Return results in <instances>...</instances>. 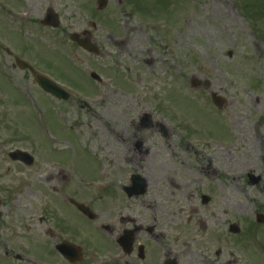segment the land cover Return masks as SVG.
Returning a JSON list of instances; mask_svg holds the SVG:
<instances>
[{
	"label": "rangeland",
	"instance_id": "374dc122",
	"mask_svg": "<svg viewBox=\"0 0 264 264\" xmlns=\"http://www.w3.org/2000/svg\"><path fill=\"white\" fill-rule=\"evenodd\" d=\"M125 1L108 0L106 8L96 13L92 6L96 4L95 0H0V80L1 72L5 70L3 63L6 64L2 47L7 45L23 57L38 54L39 60L43 61L41 64L49 61V71L57 76H68L70 82L79 85L81 92L84 90L85 95H91L88 99L74 91L77 99H103L98 106L93 102H87V105L78 100L77 104L68 102L67 106L57 107V112L44 100L40 90L33 88L28 81L23 82L22 74L10 72L11 80L16 83L15 87L9 84L10 88L30 103H43V108L48 110L45 118L49 128L69 145H63L70 147V158L65 162L75 170H89L96 161L77 147L74 135L77 143L104 163L103 169H106L115 162L109 152L114 141L109 130H117L120 135L124 133L120 130L124 128L116 127L115 122L120 118L122 126L124 117L121 114L115 117L111 110L117 106L113 104L119 102L118 99L137 103L141 100V105L146 103L138 114L146 112L153 124L161 123L166 131L163 147L159 146L157 139L151 138V150L157 152L153 162H163L167 169L185 170L196 157L193 160L189 157L194 151L188 148L194 146L199 153L214 155L213 166L224 171L193 184L187 189L186 198H167L164 194L163 205L160 204L163 223L165 218L171 222L163 228V256L176 264H255L244 244L241 246L232 239L228 240L225 234L228 224L239 227L243 220V230L244 221H252L256 212L264 213V0H131L134 8ZM47 9L58 15L60 25L56 30L39 24ZM94 14L98 16L97 20ZM102 17L106 21L101 20ZM105 17L112 19L110 24L116 28L107 25L109 21ZM90 24H94V28ZM86 30L93 41L100 44L101 53L91 57L81 50L79 53L73 50L80 72L72 53L68 52L73 47L67 38L69 34ZM118 39L128 45L117 46ZM142 58L143 62L138 64ZM90 72L100 76L101 86H87ZM192 80L200 87L191 88ZM130 82L138 85L135 93L129 92L127 83ZM4 86L0 81V116L16 115L18 119L20 115L25 122L31 121L29 112L35 114L39 111L35 104L34 108L22 103H12L13 107L2 106L4 96H14L11 92L5 94L9 88ZM115 89L125 92L127 97L115 95L113 99ZM211 93L224 100L221 109L217 110L219 114L206 101ZM162 100L163 112L160 109ZM194 100L197 102L192 106ZM119 109L125 111L123 107ZM56 112L73 133L62 127L60 121L58 123ZM98 116L107 120L102 127L97 122ZM176 117L190 129L207 137L213 135L216 140L225 139L228 131L231 140L223 145L212 140H188L186 133L179 129ZM40 122L43 125L42 119ZM103 128L108 131L103 133ZM41 130L46 134L45 127ZM27 131L30 135L23 130V138L19 136L20 143L16 147L30 152L35 144L38 148L35 147L33 152L40 160L45 154L43 151L39 153L40 145L35 135L38 129L36 125L33 129L28 126ZM52 143L56 148L62 145L55 140ZM161 150L165 160H162ZM223 153H227L230 159L225 163ZM193 165L203 168L205 164L195 160ZM178 169L168 170L172 180L180 181L179 189H171L176 194L186 187ZM247 174L260 178L259 183L249 184ZM23 178L28 176L23 174ZM108 178H113L111 170ZM209 187L213 190V200L202 205L198 195L207 194ZM157 202L155 206L158 207L162 201ZM209 213L223 239L206 251V241L199 240L196 223ZM192 237L199 244L190 247L185 242H191ZM250 242L252 238L247 237L245 243L253 249ZM257 245L263 258L259 256L255 260L264 264V233L258 235Z\"/></svg>",
	"mask_w": 264,
	"mask_h": 264
},
{
	"label": "flooded vegetation",
	"instance_id": "af4514ba",
	"mask_svg": "<svg viewBox=\"0 0 264 264\" xmlns=\"http://www.w3.org/2000/svg\"><path fill=\"white\" fill-rule=\"evenodd\" d=\"M4 53L5 62L15 69L16 56ZM26 73L23 79L31 80ZM129 110L134 113L129 131L115 135L109 151L115 162L106 169L104 163H96L89 170L73 168V173H64L50 168L53 163L41 161L31 166L33 178H23L24 165L7 159L8 141L0 138V264H163V228L171 222L165 218L163 223L160 204L164 194L186 198L193 184L224 171L213 166L214 155L199 153L194 146L188 148L194 151L189 157L203 161V168L193 165L194 161L185 170L153 162L157 152L151 150V138L163 147L166 131L139 111L135 114L134 105ZM222 160L229 161V155L223 153ZM176 169L182 172L186 186L178 194L171 189H179L180 181L168 176V170ZM110 170L112 179L108 178ZM247 180L257 185L260 178L247 174ZM142 187L144 193L140 194ZM212 192L209 187L207 194L198 195L202 205L212 202ZM196 225L199 240L206 241V251L223 239L216 223L212 224L211 213ZM255 225L264 226L254 221L250 228L256 230ZM230 226L225 234L228 240ZM185 244L192 247L199 242L192 237Z\"/></svg>",
	"mask_w": 264,
	"mask_h": 264
},
{
	"label": "water",
	"instance_id": "95a60500",
	"mask_svg": "<svg viewBox=\"0 0 264 264\" xmlns=\"http://www.w3.org/2000/svg\"><path fill=\"white\" fill-rule=\"evenodd\" d=\"M103 1V0H102ZM52 12L48 13V15L46 16V19H45V22H43L44 24H51L53 26H56L57 25V22H56V18L53 17V15H51ZM35 80L39 83V85L46 91L48 92H53V93H56L55 96L59 97V98H64L63 94H61L62 92H60L59 90H56L54 87H52L51 85H49L46 81H44L43 79L41 78H35Z\"/></svg>",
	"mask_w": 264,
	"mask_h": 264
}]
</instances>
